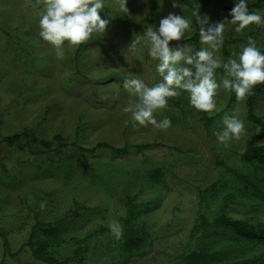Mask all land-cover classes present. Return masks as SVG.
Here are the masks:
<instances>
[{"label": "rangeland", "instance_id": "obj_1", "mask_svg": "<svg viewBox=\"0 0 264 264\" xmlns=\"http://www.w3.org/2000/svg\"><path fill=\"white\" fill-rule=\"evenodd\" d=\"M246 2L250 12L264 17V2ZM177 3L179 7H173V0H127L123 11L120 0H105L101 16L109 21L106 32L94 33L81 50L65 42V54L58 58L55 46L39 35L44 0H0V264H45L24 247L33 231L34 242L49 241L38 223L61 230L64 239H86L77 246L49 241L47 253L58 262L75 257L82 260L79 264H121L128 202L134 205L131 226L143 229L153 242L147 255L131 264H186L182 257L201 248L227 251V260L254 255L248 243L239 256L238 246L222 244L229 233L222 226L195 236L191 230L201 215L218 213L223 196L235 193L224 185L233 186L239 172L264 174L241 161L258 131L247 100L253 98L254 113L264 120V83L240 100L234 91L219 87L211 113L196 109L189 93L178 90L154 112L158 122L171 120L167 129L133 122L124 111L139 100L124 88L125 79L137 77L150 87L162 80L159 61L148 54V27L158 30L169 13L185 16L191 28L171 46L188 45L190 54L201 47L200 37L187 40L196 33L203 0ZM235 3L209 0L211 12L226 9L208 16L211 24L225 23L223 45L215 50L222 61L238 54L249 36L264 52V24L237 32L230 22ZM223 77L221 67L216 79ZM233 113L244 121V131L239 139L221 143L215 133L224 127L225 115ZM102 143L125 153L105 147L93 151ZM258 144L264 145V137ZM157 169L162 176L155 180ZM210 189L217 194L204 200L200 192ZM227 205L231 217L264 220V211L254 213L239 197ZM113 222L121 225L119 239L111 230Z\"/></svg>", "mask_w": 264, "mask_h": 264}, {"label": "clouds", "instance_id": "obj_2", "mask_svg": "<svg viewBox=\"0 0 264 264\" xmlns=\"http://www.w3.org/2000/svg\"><path fill=\"white\" fill-rule=\"evenodd\" d=\"M126 4L127 0H120L123 11L128 10ZM179 6L177 0H173V7ZM104 7L105 0H44L39 35L55 46L58 58H63L65 42L80 45L88 42L94 33L106 32L109 21L101 16ZM231 16L230 22L236 25L237 32L253 23L264 24V17L259 12H250L246 0H236ZM209 19L199 12L196 16L200 25L201 47L194 54H190L192 48L188 45L170 44L173 40L185 39L190 30L191 23L185 16L169 13L161 19L158 30L148 27L144 34L148 54L159 61L156 70L162 80L150 87L137 77L125 79L124 88L139 97L136 103L124 108L126 113H131L133 122L169 128L171 120L165 117L158 122L154 112L164 108L168 98L176 96L181 89L189 93L192 106L211 113L217 108L215 97L219 87L234 91L240 100L250 94L255 85L264 83V52L257 47L255 39L249 36L248 43L238 54L222 61L215 55V50L223 45L225 23L211 24ZM135 43L134 40L132 45ZM221 67L224 77L218 82L216 72ZM223 124L222 130L215 133L221 143L239 139L245 127L244 121L235 113L225 115ZM110 227L119 239L121 225L113 222Z\"/></svg>", "mask_w": 264, "mask_h": 264}, {"label": "trees", "instance_id": "obj_3", "mask_svg": "<svg viewBox=\"0 0 264 264\" xmlns=\"http://www.w3.org/2000/svg\"><path fill=\"white\" fill-rule=\"evenodd\" d=\"M264 0H258V4L263 3ZM226 9H221L218 13H213L209 9V0H203V13L202 15L212 16L219 15ZM154 11V9L152 10ZM200 25L196 22V33L192 39L187 40L188 42L197 41L200 37ZM234 40L233 42H236ZM85 43L80 44V50L83 48ZM226 54V53H225ZM248 111L250 119L257 125L258 131L253 134L246 144V150L241 154V161L246 167L254 166L258 168L260 172L264 171V145L258 144V141L264 137V120L258 117L253 110V98L249 97L248 100ZM109 148L112 150V147L108 146L105 143L98 144L93 151L101 148ZM124 152L125 151L120 148H113V152L115 151ZM249 165V166H247ZM155 170L154 175L157 174L156 178H161L162 172ZM246 170V168H245ZM152 173V174H153ZM232 179V178H231ZM230 179V180H231ZM224 188H232L235 190L234 192L228 193L226 196L222 197L224 201L221 204V207L217 214L213 215L211 218L206 216H200L199 224L193 226L191 230V234L193 236L200 233V231H208L212 227L222 226L224 229H228V232H225L226 247L228 246H238V256L242 253L239 250L245 249L243 247V243H248L251 251L254 252L249 258H238L235 260H227L226 252L222 251L218 253L210 252L207 248H201L198 251H193L182 259L186 264H264V220L262 218L249 217V218H234L230 216L229 207L227 205L228 201H234L237 197L243 202L246 208L249 207L251 210H254V213L259 214L264 211V174L262 173L259 177L252 175L249 173L246 175L243 171L239 172L236 175L233 186H231L230 182H226ZM208 193H211L208 195ZM215 194H217L216 189H210L206 193L200 192L201 197L204 200L213 199ZM213 201V200H212ZM129 208V218L126 221L127 229L122 236L121 240H123V248L125 250V256L122 258L121 264H131L133 258L142 259L147 255V248L153 246V242L150 241V237L148 233L143 232L142 230H135L131 226L130 219L134 218V205L132 202H128ZM248 209V208H247ZM255 214V215H256ZM39 227L45 228L42 230L43 236L49 241L53 240L58 244H70L72 246L77 245H85V238H70L64 239L63 233L61 230L56 229L54 226L45 223H38ZM224 233L220 230V233ZM34 231L31 234L29 241L25 244L24 247H31L33 249V256L37 261H41L45 264H79L82 263L81 259L72 257L68 258L63 262H58L54 257L47 253L49 248V241L47 242H34ZM215 244V243H214ZM217 244V242H216ZM23 247V248H24ZM223 247H225L223 245ZM214 248V247H213Z\"/></svg>", "mask_w": 264, "mask_h": 264}]
</instances>
